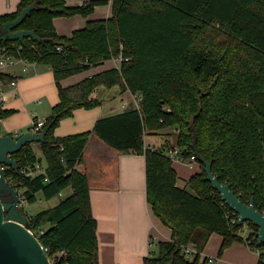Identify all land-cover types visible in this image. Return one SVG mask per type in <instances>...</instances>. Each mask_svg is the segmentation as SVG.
<instances>
[{
	"label": "trees",
	"instance_id": "16d2710c",
	"mask_svg": "<svg viewBox=\"0 0 264 264\" xmlns=\"http://www.w3.org/2000/svg\"><path fill=\"white\" fill-rule=\"evenodd\" d=\"M110 2V19L90 20L71 37L58 34L55 18L88 17ZM30 5L36 9L16 30H34L40 41L26 39L18 56L51 68L60 102L45 121L48 133L39 143L46 174L21 173L25 165L42 163L31 145L14 155L19 169L6 167L4 174L28 204H35L39 193L49 201L72 191L56 206L26 214L28 229L52 264H98L90 184L77 169L92 134L116 150L145 156L147 201L172 230V240L159 242L157 255L145 257L144 264L172 259L173 264H206L200 254L189 260L184 247L194 244L201 252L214 233L223 238L220 256L234 243L252 247L255 235L239 236L242 226L227 217L232 211L206 179L199 159L212 163L213 173L244 203L253 197L264 212V0H92L78 7L66 0H20L16 11L0 15V29ZM111 59H121L120 68L63 87V80ZM12 80L0 73V81ZM115 86L141 96V110L131 107L101 118L90 132L55 135L76 110L102 105L94 96L98 88ZM14 112L2 108L0 119ZM171 128L177 132L175 145L169 146L168 138L158 147L146 145V134ZM175 148L182 159L196 156L200 164L183 186L164 155Z\"/></svg>",
	"mask_w": 264,
	"mask_h": 264
},
{
	"label": "crops",
	"instance_id": "0c3cea01",
	"mask_svg": "<svg viewBox=\"0 0 264 264\" xmlns=\"http://www.w3.org/2000/svg\"><path fill=\"white\" fill-rule=\"evenodd\" d=\"M89 1L92 0H66L69 7H78ZM19 2L20 0H0V15L16 11ZM112 15L113 6L110 2L104 6H97L88 17L75 15L55 18L54 25L60 36L71 37L76 30L84 28L90 20L110 19ZM120 66L121 59H111L98 67L63 80L62 85L68 88L93 75ZM5 73L11 75L18 86L16 89L10 85L0 87L3 109L15 110L9 117L0 119V131L2 136L18 137L32 132L35 118L45 122L51 116L53 107L60 102L58 88L51 68L44 64L19 62L6 69ZM32 93L39 95L35 104H43L42 99L48 101L50 109L48 113L51 114L39 118L37 114L39 107H30ZM94 96L102 101V105L93 109L76 110L73 117L61 121L55 130L57 137L93 131L99 119L127 110L121 106L123 100L129 101L130 108L134 106L129 92H122L120 86L100 87ZM31 147L36 155L42 158V164L47 167L39 143H34ZM198 165L195 172L187 174L186 169H180L173 163L180 177L179 184L184 185L185 181L199 172L200 164ZM77 169L87 175L90 184L92 211L98 222V264H144L145 257L157 255L159 242L172 240V230L160 221L147 201L145 156L116 150L97 135L92 134L84 152L83 162ZM71 193V190H66L60 196L67 197ZM39 196L45 200L39 193L37 201ZM59 202L54 203L50 208ZM32 205L24 202L25 208ZM222 240L219 234H212L204 250L200 252L201 261L207 257H214L215 264H233L225 258V255L218 256ZM242 246L232 249L239 256L238 264H258V257L254 251L247 245ZM228 250L227 248L225 252ZM246 250L255 255V261H246Z\"/></svg>",
	"mask_w": 264,
	"mask_h": 264
},
{
	"label": "water",
	"instance_id": "95a60500",
	"mask_svg": "<svg viewBox=\"0 0 264 264\" xmlns=\"http://www.w3.org/2000/svg\"><path fill=\"white\" fill-rule=\"evenodd\" d=\"M36 9L30 5L23 9L12 22L5 23L0 29V42L19 41L24 44L26 39L40 41L34 30H16L25 19ZM48 133V128L40 134L28 132L21 136L1 135L0 131V264H52L36 233L29 231L28 217L23 210L24 199L21 193L6 179L1 165L19 169V162L14 155L27 145L42 143ZM199 162L205 166L206 179L211 183L222 200L238 215V226L252 224L257 227L259 245L264 244V212L255 206V200L250 198L244 203L235 193L230 184L222 183L213 171L212 163L200 158ZM8 196L9 201L2 200ZM174 259L169 264H173Z\"/></svg>",
	"mask_w": 264,
	"mask_h": 264
},
{
	"label": "built area",
	"instance_id": "2783aa9c",
	"mask_svg": "<svg viewBox=\"0 0 264 264\" xmlns=\"http://www.w3.org/2000/svg\"><path fill=\"white\" fill-rule=\"evenodd\" d=\"M12 43L7 44V45H3L0 46V73H5V70L8 68H11L13 66H15L16 64H18L19 62L22 63H29L27 61H25L22 57H19L18 54L22 51L23 49V44H16L15 42L11 41ZM58 51L63 52V48L62 47H58ZM4 85H10L12 88L16 89L18 86V83L16 80H12L10 82H4V81H0V87L4 86ZM129 94L131 95L133 102H134V109L137 110H141V104H142V97L139 95H135L133 93H131L130 91H128ZM2 97H0V109L3 108L2 106ZM121 106L123 109H129L130 105H129V101L127 100H123L121 103ZM45 122L43 121H37L36 123L33 122V129L32 132L33 133H38L40 134L44 128ZM164 155H166L167 157L171 158V160L174 161H184L189 163V165L191 167H193L195 162H198V159L196 156H192L191 158L184 160L181 157V151L178 148L175 149H170L168 151L164 152ZM1 169L3 171H5L6 166L5 165H1ZM21 173L23 175H25L26 177H36L38 175H44L46 174V167L40 163L37 162L34 165H25L22 170ZM223 205L228 206L224 201H223ZM229 207V206H228ZM232 211V210H231ZM237 216V218H236ZM227 217H231L232 218V222H238V215L232 211V212H228L227 213ZM249 225V224H248ZM29 231H31L29 229ZM32 232V231H31ZM250 235H255V239H256V243H254V245L252 247H250L254 253L257 255L258 257V264H264V244L263 245H259L258 243V237H257V230L253 229L250 227ZM184 252L187 255H196V254H200L199 250L197 249V247L194 244L188 245L186 247H184ZM207 260L206 264H215L216 259L214 257H207L205 258ZM204 259V260H205Z\"/></svg>",
	"mask_w": 264,
	"mask_h": 264
},
{
	"label": "rangeland",
	"instance_id": "374dc122",
	"mask_svg": "<svg viewBox=\"0 0 264 264\" xmlns=\"http://www.w3.org/2000/svg\"><path fill=\"white\" fill-rule=\"evenodd\" d=\"M30 96H31L30 100H32V102H31L32 104L30 105V107L31 108L39 107V111L37 113L39 115V118L42 119L43 116H45L47 114H51V113H48L50 109H49L47 100L42 99L43 100V104H39L38 105V104H35V101H36V99L39 98L38 97L39 95H37L35 93H32V94H30ZM29 120H30V118H29ZM167 138L169 139V140H167V141H169V146H173V145L176 144L177 132L175 131L174 128L167 129L165 131H159V132H156V133H153V134H146V145H152V146L158 147L162 143H165V140ZM173 163H174V165L176 167H178L180 169H182V168L186 169L187 171H185V172L187 174H190L191 172H195L198 169V167H199L198 162H195L193 167H191L189 165V163L184 162V161H174ZM180 184H182V183H180ZM182 186H183V184H182ZM65 197H66V195H64V197L63 196H57L53 201L47 202V200L45 201V200L41 199L40 196H39L38 197V201L35 204H33L32 206H26V208H25V206H23V210L28 215H30V214L31 215H35V214L41 212L44 209L50 208L51 206H53L54 203L59 202L61 199L65 198ZM249 234H250V226L248 224H244L242 226L241 230L239 231V236L242 237L243 239H245L246 237L249 236ZM239 245L242 246L239 243H234L232 246H230L228 248L229 252L228 251L227 252L224 251L221 256L225 255V258H227V260H229L230 262H233V264H238L240 262L239 261V256L232 249H234L233 247H236V246H239ZM245 245H243L242 247H245ZM218 256H220V255L218 254ZM192 257H193L192 255H188L187 258L189 260H193ZM245 259H246V261H249V262H253V261L256 260L255 255L254 254H250L248 251L245 254Z\"/></svg>",
	"mask_w": 264,
	"mask_h": 264
},
{
	"label": "flooded vegetation",
	"instance_id": "af4514ba",
	"mask_svg": "<svg viewBox=\"0 0 264 264\" xmlns=\"http://www.w3.org/2000/svg\"><path fill=\"white\" fill-rule=\"evenodd\" d=\"M1 198H2V200H4V201H9V197L6 196V195L2 196Z\"/></svg>",
	"mask_w": 264,
	"mask_h": 264
}]
</instances>
